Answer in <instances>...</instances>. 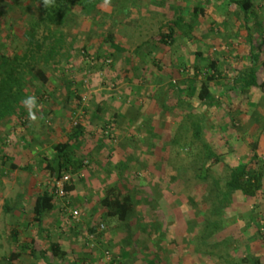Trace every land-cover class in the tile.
I'll list each match as a JSON object with an SVG mask.
<instances>
[{
	"label": "rangeland",
	"instance_id": "obj_1",
	"mask_svg": "<svg viewBox=\"0 0 264 264\" xmlns=\"http://www.w3.org/2000/svg\"><path fill=\"white\" fill-rule=\"evenodd\" d=\"M249 1L246 24L228 0H101L89 13L81 9L85 0H73L54 21L35 0H0V264H104L105 252L111 264H123L117 247L98 244L97 234H88L84 225L90 224L98 235L126 234L128 246L140 247L129 264L190 263L180 256L193 242L178 245L169 237L198 236L200 227L192 232L189 223L201 224L202 214L185 213L183 206L207 209V194L211 198L217 191L213 181L221 195L229 169L250 165L254 155L264 174V95L232 84L252 67L264 81V0ZM194 7L203 14L195 15ZM178 17L182 24L175 26ZM171 30L170 44L152 40ZM211 62L217 69L208 83L213 100L201 102L196 87L191 92L186 86L206 80ZM32 67L45 73L47 83L35 79ZM28 96L37 98L31 115L22 103ZM192 121L200 123V139L193 137ZM77 124L84 136L72 155L83 166L67 173L73 189L58 198L42 157L50 158ZM203 144L222 160L209 168L206 181L198 178L210 163ZM162 158V166L178 172L175 186L162 179ZM163 184L176 192L173 213L155 204L154 193ZM113 188L130 195L134 208L119 228L122 223L101 204ZM44 191L53 195L55 207L43 217V227L65 253L62 261L47 251L46 233L31 224V208ZM222 204L223 228L209 243L231 238V256L264 264V182L256 198L235 193ZM72 210L77 219L68 216ZM214 216L208 212L210 221ZM130 222L167 226L136 227L141 238H133ZM32 239L30 257L20 244ZM12 252L20 256L9 262ZM194 253V264H216Z\"/></svg>",
	"mask_w": 264,
	"mask_h": 264
},
{
	"label": "trees",
	"instance_id": "obj_2",
	"mask_svg": "<svg viewBox=\"0 0 264 264\" xmlns=\"http://www.w3.org/2000/svg\"><path fill=\"white\" fill-rule=\"evenodd\" d=\"M73 0H35L36 3H38L39 8L42 10V12L45 14L46 17L50 21H54V19L60 16L61 13H63L65 10H67L68 5L72 3ZM82 4L81 9L89 13L90 10L93 9L95 3L100 2L101 0H90ZM229 2L235 4L239 10L243 13L244 17L243 20L247 24L248 23V16L252 10L251 1L244 0L241 2H237L234 0H228ZM192 12L197 15L199 13L203 14V9L200 7H194L192 9ZM55 15V16H54ZM182 24V20L180 17H178L174 23L175 26H180ZM172 30L165 34V33H159L156 37H153L152 40L156 41L159 44L162 45H168L172 41ZM248 33V31H247ZM249 35V33H248ZM250 39V38H249ZM251 59L254 60V62H257L258 56L256 54H253L252 49L250 50ZM209 69H211L212 73L208 75L207 79L204 81H196L194 79L191 82V86H186V90H192V86H195L198 90L197 98L201 102L205 101H212L213 97L210 92V87L208 86V83L215 80L214 71H217L216 65L214 62L209 63L208 65ZM31 73L35 77V79L40 80L43 84L47 83V77L45 73L39 69V68H31ZM5 84H9V79L4 81ZM193 84V85H192ZM234 87H239L241 90H247L251 88H257V90L264 95V81L260 82L259 78L254 70V68H250L248 72L240 73L235 79H233ZM8 87H10L8 85ZM4 87L0 88V95L4 93ZM3 90V91H2ZM195 116L192 112L189 115V119L191 120ZM193 122V121H192ZM192 130H193V137L195 139L201 138V126L199 122H193L192 124ZM262 131L264 134V123L262 126ZM84 136V129L81 127V125H75L72 129V131L67 136V139L63 143H58L53 147V155L50 158L42 157V164L44 170H46L49 175H51L52 178H60L63 175H68L67 173H75L77 170H79L83 165L82 162H79L78 160H75V158L72 155V152L78 147V142H80L81 138ZM203 147L205 149L206 154V161L209 160L210 163L207 166L206 170L202 175H198V178L202 181H206L208 176L207 172H209V168L214 165H220L222 164L221 157L218 155H215L213 151L208 147V145L203 144ZM208 161V162H209ZM250 165L249 164H240L236 165L229 169L228 178L226 180V183L224 185V192L221 194L223 197V201H229L234 196L235 193H240L243 197L253 199L256 198L257 194L262 191L263 189V182H264V174L260 170V165L262 162H259V159L256 155L251 157L250 159ZM11 167H14L13 164H11ZM256 168V169H254ZM176 175L173 177H169L170 181L169 183H172L171 185H176L178 181V172H175ZM166 176H164L165 180ZM163 180V181H164ZM175 183V184H174ZM214 186L216 188V193L210 198V194H207V202L208 208L207 209H195L192 208L189 209L188 212L192 210H195L196 216H199L202 214V222L201 224L195 221L192 223H189L190 230L192 229V232H194L196 226L199 228L197 231L198 236L194 235L191 237V241L193 242L194 250L199 253L203 254L204 257H208L210 259H214L216 264H246V259H239L231 256L230 252L233 250L232 245V239L231 238H224L219 241L211 242L209 243V240H212L216 235H218L223 228L221 220H219V215L221 210L223 209V201L219 202L220 194V185L219 182L213 181ZM72 186H66L65 190L66 192L72 191ZM132 197L130 195L123 196L120 194L119 190H116L115 188L109 189V191L106 192V197L101 202L102 206L106 209L107 215L111 218H117L120 222L127 221L133 214L134 208L132 204ZM188 202H190V205L194 204V200H191V198L188 197ZM55 207L54 204V197L52 194H50L47 191L42 192L39 194L33 203L32 206V217H31V224L34 225L39 234L46 233L44 239V242L46 244V249L51 253V255L54 258L63 260L65 253L61 250L59 244L56 242H53L51 240L50 235L45 231L43 227V217L51 212ZM6 205L4 208V211H6ZM212 210L213 215H215V219L213 221L208 219V212ZM186 213V209L184 210ZM191 217V216H190ZM194 217V215H193ZM198 220V219H197ZM192 224V225H191ZM151 228H154V226H151ZM91 234H94V230L91 231ZM11 237L14 239V235L11 233ZM185 237V236H184ZM188 237V236H187ZM186 238V237H185ZM198 244V245H197ZM33 245L34 240H30L29 242H23L20 244V252H24L28 254L30 257L34 256L33 252ZM209 249V250H208ZM20 256V253L18 252H12L10 256L8 257L9 262H14L17 260ZM113 262V261H112ZM248 262V261H247ZM257 263V262H255ZM47 264H52L47 262Z\"/></svg>",
	"mask_w": 264,
	"mask_h": 264
},
{
	"label": "crops",
	"instance_id": "obj_3",
	"mask_svg": "<svg viewBox=\"0 0 264 264\" xmlns=\"http://www.w3.org/2000/svg\"><path fill=\"white\" fill-rule=\"evenodd\" d=\"M212 94V93H211ZM162 160H163V158L160 160V165H161V168H162V176H163V178H164V176H166V178H165V181H166V183H169V181H170V179H169V177H173L174 175H176V173L172 170V169H167V165L166 166H162ZM167 162H165V164H166ZM167 178H168V180H167ZM164 180V179H163ZM164 185V184H163ZM164 189H159L158 191H155V193H154V197H155V204H158V202H159V205H160V207H162V205L164 204V207L166 208L165 209V211H168V212H172V211H174L175 210V208H173V203H174V201H175V197L177 196L176 195V192H175V190L172 188V189H170L171 187H167L166 185H164ZM178 191V190H177ZM185 191V190H184ZM166 194H168L169 196L166 198ZM186 194V197H187V199H186V201H188V197L190 196L189 194H188V191H187V189H186V192L184 193V195ZM173 197H174V199H173ZM187 204V203H186ZM183 207H186L187 209H186V212H188L189 211V209H188V207H187V205H185V206H183ZM173 213V212H172ZM172 213L169 215V216H167L169 219H172ZM171 217V218H170ZM118 223L120 224V223H122V224H120V225H117L118 226V228L122 225L123 226V224H125L126 223V221L125 222H120V221H118ZM143 224L142 223H139V225H137V224H132V222H130L129 223V227H130V232L132 233V237L133 238H141V231H137L136 230V227H148V228H151V226H154V227H159V228H163L164 226L166 227L167 226V223L165 222H163V223H159V225H157V224H155V225H153V223H151V224H144L143 226H142ZM171 227H172V225H171ZM84 228L85 229H87L86 231L88 232V234H90L91 235V237H92V235L93 234H91V231L92 230H94V233L95 234H97V237L95 238L96 239V242L98 243V244H106V245H108L109 247H112L113 249L115 248V247H117V249L119 250V253H121V256H122V261H123V264H129V262H127V261H129L131 258H132V253H136V251H137V249L136 248H133V247H130V246H128V239L129 238H127V235L125 234L124 235V237H122L121 235H119V234H114V233H111V232H107V233H105V234H99L98 235V233H97V230H96V227H94V225L93 224H90V225H84ZM138 232H139V235H138ZM135 233V235H133ZM162 233V235L164 234V230L161 232ZM114 234V235H113ZM169 238H172L171 239V242H177V244L178 245H180L181 243H182V241H185L186 240V242L187 241H191L192 239H190V238H188V237H180V239H178V237H169ZM179 240H180V242H179ZM137 240H135L134 241V243H137L136 242ZM155 243H157V242H155ZM160 243H163V240L161 239V242ZM159 244V243H158ZM183 245V244H182ZM184 246V245H183ZM62 247V246H61ZM185 247H186V245H185ZM191 248V253L189 252V249ZM189 249L186 247L185 249H186V254L184 253L183 255H186V256H183L181 253V256L180 257H183V259H185V258H187L186 260L187 261H190V263L189 264H194V255H195V253H194V246H192V247H190ZM63 249V248H62ZM138 251L137 252H140V247H138ZM64 250V249H63ZM81 250L82 249H80V248H77V249H75V253L76 254H81L80 252H81ZM118 254V253H117ZM116 254V255H117ZM190 255V256H189ZM78 256V255H77ZM120 256V255H119ZM118 258V257H117ZM67 260H68V258H67ZM74 260L70 263V264H74Z\"/></svg>",
	"mask_w": 264,
	"mask_h": 264
},
{
	"label": "built area",
	"instance_id": "obj_4",
	"mask_svg": "<svg viewBox=\"0 0 264 264\" xmlns=\"http://www.w3.org/2000/svg\"><path fill=\"white\" fill-rule=\"evenodd\" d=\"M70 178L68 175H63L60 178H53L52 179V187L54 190V196L58 198H63L67 195V192L65 190V187L69 185ZM68 216L71 219H77L78 212L75 210L69 211ZM103 261L104 264H111L112 263V257L108 252H105L103 255Z\"/></svg>",
	"mask_w": 264,
	"mask_h": 264
},
{
	"label": "clouds",
	"instance_id": "obj_5",
	"mask_svg": "<svg viewBox=\"0 0 264 264\" xmlns=\"http://www.w3.org/2000/svg\"><path fill=\"white\" fill-rule=\"evenodd\" d=\"M22 103L26 106L29 110L30 115L32 114V110L35 109L37 105V98L35 96H28L25 98ZM32 119H35V116L32 115Z\"/></svg>",
	"mask_w": 264,
	"mask_h": 264
}]
</instances>
